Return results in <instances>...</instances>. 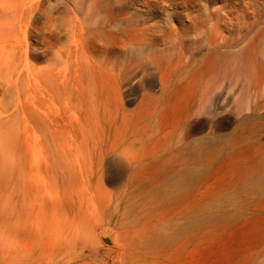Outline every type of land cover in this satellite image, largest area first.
I'll return each mask as SVG.
<instances>
[{
  "label": "rangeland",
  "instance_id": "rangeland-1",
  "mask_svg": "<svg viewBox=\"0 0 264 264\" xmlns=\"http://www.w3.org/2000/svg\"><path fill=\"white\" fill-rule=\"evenodd\" d=\"M0 264H264V0H0Z\"/></svg>",
  "mask_w": 264,
  "mask_h": 264
},
{
  "label": "bare ground",
  "instance_id": "bare-ground-1",
  "mask_svg": "<svg viewBox=\"0 0 264 264\" xmlns=\"http://www.w3.org/2000/svg\"><path fill=\"white\" fill-rule=\"evenodd\" d=\"M168 77V76H167ZM168 80V79H167ZM168 84V83H167ZM141 107V106H140ZM163 161H165V160H163ZM166 162V161H165ZM54 196V195H53ZM51 198V197H50ZM53 198V197H52ZM54 201V200H53ZM57 201V200H56ZM53 203V202H52Z\"/></svg>",
  "mask_w": 264,
  "mask_h": 264
}]
</instances>
